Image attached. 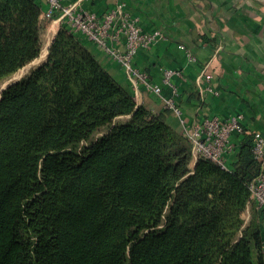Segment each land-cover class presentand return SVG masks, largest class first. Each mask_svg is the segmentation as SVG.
Returning a JSON list of instances; mask_svg holds the SVG:
<instances>
[{
    "label": "trees",
    "instance_id": "1",
    "mask_svg": "<svg viewBox=\"0 0 264 264\" xmlns=\"http://www.w3.org/2000/svg\"><path fill=\"white\" fill-rule=\"evenodd\" d=\"M41 13L0 0V83L40 55ZM252 135L227 169L192 164L188 138L60 24L0 94V264H264Z\"/></svg>",
    "mask_w": 264,
    "mask_h": 264
},
{
    "label": "crops",
    "instance_id": "2",
    "mask_svg": "<svg viewBox=\"0 0 264 264\" xmlns=\"http://www.w3.org/2000/svg\"><path fill=\"white\" fill-rule=\"evenodd\" d=\"M39 1L43 13L45 2ZM71 3L97 14L123 4L139 17L142 30L161 31L154 45L138 50L134 63L156 84H161L166 68L181 72L172 82L186 125L191 127L214 115L240 114L246 134L264 135V0H63L65 5ZM59 27L56 18L49 20L42 37H49L51 43ZM83 43L137 104L182 134L181 120L162 106V96L170 93L167 87H162V95L143 85L134 87L121 63L92 42L83 39ZM117 47L123 49L122 44ZM206 78L218 94L204 91ZM241 137L232 135L236 147L226 156L228 168ZM245 214L248 218L249 210ZM260 228L264 237V219Z\"/></svg>",
    "mask_w": 264,
    "mask_h": 264
},
{
    "label": "built area",
    "instance_id": "3",
    "mask_svg": "<svg viewBox=\"0 0 264 264\" xmlns=\"http://www.w3.org/2000/svg\"><path fill=\"white\" fill-rule=\"evenodd\" d=\"M45 9L42 17L47 20L56 18L60 24L81 38L92 42L113 60L122 64L126 75L134 87L143 85L149 92L162 95V87L170 93L162 96L164 110L177 116L182 124V134L191 144L192 164L198 157L210 160L221 168L227 169L226 156L234 150L232 135L244 133L241 115L207 117L202 122L188 126L182 118V110L176 101L177 88L172 82L174 75L181 74L179 70L166 68L162 71L161 84L150 81L148 73L134 63L138 50L147 49L161 37L160 30L144 31L139 25V17L124 8L123 4L97 14L88 9L78 7L75 3L63 4V0H43ZM122 44L120 50L117 45ZM189 55L188 50H185ZM204 91L218 94V90L205 80ZM254 158L260 163L258 174L250 181L251 201L257 208L264 207V135L253 134L251 139ZM236 149V148H235Z\"/></svg>",
    "mask_w": 264,
    "mask_h": 264
},
{
    "label": "rangeland",
    "instance_id": "4",
    "mask_svg": "<svg viewBox=\"0 0 264 264\" xmlns=\"http://www.w3.org/2000/svg\"><path fill=\"white\" fill-rule=\"evenodd\" d=\"M49 24V22H48ZM49 37H42V41H43V46L42 49H44L46 47V41ZM41 49V51H42ZM45 58V57H44ZM39 59V60H38ZM45 59L40 58V55L33 61H30L29 63H27L26 65H24L20 70H18L16 73H14L11 77H9L8 79H6L5 81H3L2 83H0V90L1 88L10 83L11 81H15L20 79L21 77H23L24 75L28 74L34 67H36L38 64H40L41 62H43ZM103 133H105L104 130H102L101 132L97 133L95 135L94 138L102 135Z\"/></svg>",
    "mask_w": 264,
    "mask_h": 264
},
{
    "label": "bare ground",
    "instance_id": "5",
    "mask_svg": "<svg viewBox=\"0 0 264 264\" xmlns=\"http://www.w3.org/2000/svg\"><path fill=\"white\" fill-rule=\"evenodd\" d=\"M52 30H50V33H52L51 32ZM49 34V33H48ZM50 37H51V35H50ZM50 44V38H48L47 39V41H46V47L44 48V49H42V51L40 52V58H43V59H45L46 58V56H47V53H48V45ZM45 57V58H44ZM39 60V59H38Z\"/></svg>",
    "mask_w": 264,
    "mask_h": 264
},
{
    "label": "water",
    "instance_id": "6",
    "mask_svg": "<svg viewBox=\"0 0 264 264\" xmlns=\"http://www.w3.org/2000/svg\"><path fill=\"white\" fill-rule=\"evenodd\" d=\"M15 81H16V80H15ZM15 81H11L10 83L4 85V86L1 88V90H0V94H1V91H2L3 89H5L9 84H11V83H13V82H15Z\"/></svg>",
    "mask_w": 264,
    "mask_h": 264
}]
</instances>
